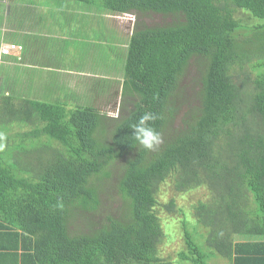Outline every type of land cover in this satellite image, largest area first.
Here are the masks:
<instances>
[{
    "label": "trees",
    "instance_id": "1",
    "mask_svg": "<svg viewBox=\"0 0 264 264\" xmlns=\"http://www.w3.org/2000/svg\"><path fill=\"white\" fill-rule=\"evenodd\" d=\"M30 1L47 11L84 5L80 9L89 16L99 15L93 31L91 19H84L77 26L88 25L89 32H73L81 49L75 60L83 68L93 63L92 70L105 66L104 50L114 49L117 38L105 30L100 14L139 17L122 40L127 49L120 115L109 118L92 104L70 107L60 97L15 96L12 105L7 94L2 101L6 123L32 128L0 136V144L7 142L0 147V218L33 239L34 257L47 264H173L159 253L164 209L182 222L187 249L181 260L208 264L217 253L232 264H264V0ZM239 8L261 22L245 28L236 17ZM151 14L165 23H143L141 17ZM24 15L29 31L47 17ZM92 42L102 56H91ZM192 65L197 104L177 123L186 97L180 86ZM101 81L92 83L98 94L105 90ZM145 112L160 117L153 122L162 135L155 150L133 137L132 125ZM169 177L181 192L208 187L207 198L191 209L207 230L209 252L194 240L176 199L160 202V186ZM109 193L118 196L113 209L105 201Z\"/></svg>",
    "mask_w": 264,
    "mask_h": 264
},
{
    "label": "rangeland",
    "instance_id": "2",
    "mask_svg": "<svg viewBox=\"0 0 264 264\" xmlns=\"http://www.w3.org/2000/svg\"><path fill=\"white\" fill-rule=\"evenodd\" d=\"M57 3L60 4L59 1ZM67 6H70V4L68 3ZM78 8L77 10H67L68 8L63 10L59 8V10H57L56 7H50V11H47V8L40 4H32L30 0H7L6 2L5 0H0V15H6L5 21L2 24L0 23V46L5 42L4 38L6 33L14 31L23 36L25 41H36L47 45L43 52L39 51V45H34L28 47L30 48L29 52L22 51L23 53L18 54V52L10 51L6 54L8 58H5L6 55H4L3 58L1 56V63H4L0 67V106H2V101L7 94L13 97L11 100L12 105L16 104L15 96L29 97L44 101L58 100L60 97L66 100L70 107H75L78 104L95 105L101 111L108 114V116H110L109 118L121 114L120 107L123 105V102H125L122 95L124 84L123 62L127 49L126 43L122 44V40L130 37L139 17L136 14L104 15L108 14L109 11L100 14V16H103L100 18V21H105L103 22V24H105V30L109 33H116L115 35H117V38L115 46L113 45L114 49L108 47V50H104L108 55L105 61L103 59V64L105 66L96 67L92 70L93 63H91V67H88L86 64L83 68L81 65L82 62L75 60L79 59V56H81V49H78V46L74 44L75 39L73 32L79 31L82 34L85 33V30L89 32L88 25L87 29L83 25L77 26L80 25L79 22L84 19H91V31H93L95 28L94 20H99V15L95 12H91V16H89V12L81 10L86 8L84 5H79ZM66 13L68 14L67 19L64 17ZM24 14H30L31 20H33L32 17L34 15L39 17L41 14L40 17H42L46 14L47 17L43 18L44 21L37 22V24L34 23V31H29L28 29H19L21 28L20 20L22 18H24V22L26 23ZM236 17L247 29L261 22L258 18L252 16L248 11L242 8L238 9ZM141 20L147 25H160L164 24L166 21L162 15L156 14L145 17L142 16ZM42 23L43 26L39 29L38 26ZM61 24L65 25L64 29L61 28L64 27ZM246 31L247 30L243 28L240 30V32ZM10 35L11 34H9V36ZM92 36L91 34V38ZM79 38L84 40L82 36ZM15 40L16 43L21 45L22 49H24L23 44H25V42L22 44L19 39L16 38ZM44 45H41L40 48L42 49V47H45ZM91 45L93 46L91 50H96L91 52V56H102L104 51H99V45L95 42H92ZM96 45L97 47H95ZM109 45H111V43ZM102 48H104V46ZM11 53L12 55L10 56ZM44 57L49 61L46 65H42L43 62H45ZM85 57H88L86 61L89 62L90 56L88 53H86ZM112 58L117 63L114 62V64L108 65V62ZM65 59L67 62H72V64H78L79 67L73 69L71 63L64 65ZM92 62H94V60H92ZM77 69L85 73H79ZM197 77L196 66H190L180 86V89L183 90L186 97L181 101L182 106L177 115V123L181 122V119L187 111L190 110L189 107L194 102L196 103L195 96L199 88L196 80ZM95 79L102 80L100 84H104L105 90L101 94H98L92 87V83ZM51 80L55 83L52 84ZM3 108L4 107H0V111ZM12 124L13 122L6 123L4 119L0 117V136L6 134L12 135L16 134L17 131L30 130L32 128L31 125L21 127L18 125L15 126L14 124L13 126ZM17 139L20 138H14L10 141ZM6 143V141L2 142L0 147H6ZM41 144L42 143H39L38 147H40ZM29 148L33 150L36 146L30 143ZM34 157L35 153L31 155V160H33ZM23 161H25V158H23ZM27 161L30 162V159L27 158ZM113 193L104 196L108 207L111 209H113L118 202V196L113 195ZM208 194V187L205 185L181 192L176 188L173 178L169 177L161 184L160 194L158 196L162 204L167 203L171 198H175L179 207L184 208L193 238L198 246L206 252L210 251L206 243L207 230L201 226L193 216L191 205L200 199L207 198ZM160 215L162 218L167 217L166 219H161L165 236L159 246L160 256H163L164 259H171L173 264H192L189 261L181 260L179 256L182 251L187 249L180 217L169 215L164 209H160ZM76 225H80V219H76ZM76 228L78 227L76 226ZM70 232L72 234L73 231L70 230ZM241 240H244L243 237H241ZM206 260L208 264H232L228 258L217 253L211 255Z\"/></svg>",
    "mask_w": 264,
    "mask_h": 264
},
{
    "label": "crops",
    "instance_id": "3",
    "mask_svg": "<svg viewBox=\"0 0 264 264\" xmlns=\"http://www.w3.org/2000/svg\"><path fill=\"white\" fill-rule=\"evenodd\" d=\"M6 15H0V23L2 24L5 21ZM13 22V20H12ZM26 22L28 23V20L26 19ZM0 24V25H1ZM21 28L19 29H28V25L24 21L20 22ZM27 26V27H26ZM61 28H65V25L62 24ZM9 34H11L9 36ZM17 32H10L6 33V36L4 38L5 42L1 44H16V38L19 39L22 44L25 42L24 49L21 47V51H15L18 52V54L23 53L22 51H28L30 50V46L39 45L38 49L39 51H44L47 47V45H44L45 43H38L36 41L26 42L22 37H17ZM13 42V43H12ZM41 45H44L45 47L40 48ZM0 46V48H1ZM13 53V52H12ZM10 54V56L12 55ZM1 56L3 58V55L0 53V67L4 63H1ZM8 55L5 56V58ZM19 57V55H18ZM8 58V57H7ZM7 223L3 221V219L0 218V264H47L45 259L42 258L37 260L34 257V250H33V239L28 236L24 235L21 230L16 229L14 227L6 225ZM17 230H19L17 232Z\"/></svg>",
    "mask_w": 264,
    "mask_h": 264
},
{
    "label": "clouds",
    "instance_id": "4",
    "mask_svg": "<svg viewBox=\"0 0 264 264\" xmlns=\"http://www.w3.org/2000/svg\"><path fill=\"white\" fill-rule=\"evenodd\" d=\"M10 45L11 44H3L1 46V55L4 56L10 51L21 50V47L17 45L19 47L18 49H10L8 53H4L2 50L4 48L10 47ZM159 118L160 117L157 114H154L152 112H145L143 115L140 116L139 120L132 125L133 137L138 143V145H141L148 150H155L162 143V135L159 131H157L153 124V122Z\"/></svg>",
    "mask_w": 264,
    "mask_h": 264
},
{
    "label": "built area",
    "instance_id": "5",
    "mask_svg": "<svg viewBox=\"0 0 264 264\" xmlns=\"http://www.w3.org/2000/svg\"><path fill=\"white\" fill-rule=\"evenodd\" d=\"M19 47L17 46V45H14V44H11L10 45V47H8V48H4L2 51L4 52V53H8L9 52V50L10 49H18Z\"/></svg>",
    "mask_w": 264,
    "mask_h": 264
}]
</instances>
